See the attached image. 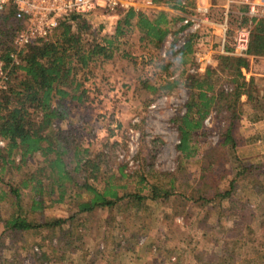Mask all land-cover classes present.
Returning a JSON list of instances; mask_svg holds the SVG:
<instances>
[{"label":"trees","instance_id":"16d2710c","mask_svg":"<svg viewBox=\"0 0 264 264\" xmlns=\"http://www.w3.org/2000/svg\"><path fill=\"white\" fill-rule=\"evenodd\" d=\"M181 1L150 0L156 6L183 13L186 11ZM187 5L193 7V2ZM243 8L247 10L246 6ZM117 11L110 35L101 36L98 31L88 34L91 13L71 14L60 21L47 39L21 49L13 45L20 23L14 19L13 11L0 13V64L7 77L0 88V141L4 144L0 147V206L5 207L4 216H0V245L27 242L28 237L38 236L41 264L61 263L67 252L76 249L75 231L79 226L85 229L84 224L97 211L132 210L134 214H145L150 202L169 203L175 209L186 202L210 207L217 202L228 203L230 213L242 220L246 219L245 211H249L244 205L237 206L233 195L238 191L235 181L260 169L237 162L233 133L246 108L250 109V122L264 118V73L245 80L231 69L223 77L217 69L207 67L200 75L183 73L170 79L167 71L171 64L160 65L166 76L158 86L146 84L145 88L170 92L182 87L187 92L183 110L170 119L177 132L176 169L172 173L152 167L129 172L126 164L116 165L109 150L92 152L77 141L69 125L71 109L88 101V84L92 80L95 85L96 68L114 58L130 59L123 48L124 39L130 34L138 35L143 47L158 49L173 25L181 21L180 16L164 10H155L150 15L132 8ZM242 19L243 23L252 24L247 55L264 57V18ZM209 36V28L189 34L176 52L182 58L179 63L185 67L191 56V62L195 61L196 49L201 45L207 47ZM11 54H15V60ZM238 64L245 67L241 58L237 59ZM242 97L246 99L244 102ZM208 117L213 118L220 142L203 151L210 162L207 168L200 166L197 178L209 182L207 191L211 194L196 198L188 195L196 179L188 175L187 166L191 161L201 164L204 160L199 139L209 132L204 127ZM232 153L233 161L229 156ZM221 161V166L228 162L231 170L225 191L218 184L228 177L227 172L220 174L214 168ZM5 172L12 175L7 181L3 180ZM14 174L20 177L14 178ZM263 174L264 171L260 175ZM65 203L75 207L67 218L43 216L47 208ZM236 209L238 213L234 212ZM248 231L255 235L250 228ZM243 237L239 231L218 256L211 254L205 264H264V241L255 248L245 243Z\"/></svg>","mask_w":264,"mask_h":264},{"label":"rangeland","instance_id":"374dc122","mask_svg":"<svg viewBox=\"0 0 264 264\" xmlns=\"http://www.w3.org/2000/svg\"><path fill=\"white\" fill-rule=\"evenodd\" d=\"M130 1L139 7V12L149 15L155 10H169L162 5L151 8L146 5L148 0ZM208 1L210 6L207 11L199 10L194 0L188 1L193 2V7L185 8L186 12L172 10L173 14L181 17V21L175 23L170 31L172 41L166 48L165 57L161 56L162 43L158 49L146 48L140 45L138 35L130 34L125 37L123 48L129 52L131 58H114L112 62L96 68L95 85H92V80L88 84V101L71 109L69 125L80 144L89 147L92 152L109 150L116 165L126 164L129 172L152 167L172 173L176 169L177 132L170 119L183 110L187 92L182 87L170 92H152L146 89V84L158 86L166 76L160 65L171 64L167 71L170 79L183 73L200 75L189 72L190 68L197 67L195 58L199 55L206 56L210 63L208 67L217 69L223 77L229 75V69L240 73L245 80L252 74L264 73V57L241 58L245 63L242 68L237 65L239 57L226 54L230 51L227 48H231L235 31H250L252 28L250 22L242 21L243 16L248 18L247 10L243 8L247 7L245 2L262 4L264 0ZM117 13L118 11L109 12L101 8L92 12L88 21V34L92 31H98L101 36L112 34L118 18ZM190 15L203 21L201 28H209V45L198 47L194 53L195 61L191 62V56L184 67L179 63L182 58L177 53L187 36L192 34L186 32V28L181 29L184 27L183 18ZM225 15L227 44L225 53H222L220 39ZM245 100V97L241 98V102ZM249 113L250 109L246 108L234 129L235 155L229 154L232 161L233 155L236 156L241 166L246 164L260 169L252 176L244 175L235 181L238 191L232 193L237 200V206L244 205L249 209L248 212L245 211L246 219H238L235 214L230 213L228 203L219 205L218 202L213 207L186 202L177 209L169 203L150 202L145 214H134L132 210L126 213L97 211L84 224L85 229L79 226L75 231L76 249L67 252L61 263L51 261L42 264H86L92 258V262L87 264H205L212 255H219L220 250L228 246L232 241L231 237L239 231L245 236V243L258 248L264 241V174L260 175L264 171V118L250 122ZM204 127L209 132L199 139L201 154L209 146L214 147L220 142V134L214 128L216 125L212 117L205 120ZM202 155L205 156L204 152ZM209 162L205 156L201 164L194 161L188 163L187 173L192 179H196V183L189 190V196H210L211 191H207L209 182L197 180L200 166L207 168ZM225 162V166H221L222 161L218 167L214 165L220 174L227 172L228 177L222 178L218 184L222 191L228 189L227 182L231 176L230 165ZM11 176L5 172L3 180L7 181ZM13 176L19 178L20 174ZM3 208L5 207L1 205L0 216L5 214ZM74 208L71 203L55 205L47 208L43 216L67 218ZM234 212L239 211L236 209ZM248 228L255 235L249 234ZM38 241L39 237L35 236L28 237L27 242L14 241L15 243L0 245V262L41 264L38 260L40 249L36 245ZM25 244L29 249L24 247ZM9 246L11 247L8 248ZM250 253L252 255L251 251Z\"/></svg>","mask_w":264,"mask_h":264},{"label":"built area","instance_id":"2783aa9c","mask_svg":"<svg viewBox=\"0 0 264 264\" xmlns=\"http://www.w3.org/2000/svg\"><path fill=\"white\" fill-rule=\"evenodd\" d=\"M188 1L182 0L181 6L187 8ZM247 5V14L249 18H264V3L245 2ZM146 5L151 8H157L150 0L146 1ZM109 12L116 10H127L129 8L140 11L139 7L131 3L130 0H0V13L13 11L14 19L20 23V28L16 30L13 45L17 49L29 45L39 39H47L53 34L61 20L68 18L71 14H89L98 9ZM223 25V33L220 39V51H226V31L227 20ZM203 21L194 15L183 18L182 26L186 32L195 33L201 26ZM172 38L170 33L162 42L161 56H166V48L170 46ZM249 42V31L246 29H238L235 31L233 41L231 43V56L245 58L247 57V49ZM13 60L16 59L15 54H11ZM197 67L190 68V73L202 74L206 67L210 65L206 56H198ZM6 74L2 73L0 64V88L6 84ZM4 144L0 141V147Z\"/></svg>","mask_w":264,"mask_h":264},{"label":"crops","instance_id":"0c3cea01","mask_svg":"<svg viewBox=\"0 0 264 264\" xmlns=\"http://www.w3.org/2000/svg\"><path fill=\"white\" fill-rule=\"evenodd\" d=\"M194 3L196 4V7L200 10H202V11H207L208 10V8H209V6H210V4H209V1L208 0H194ZM256 3H259V2H256ZM165 11V10H164ZM167 12H169L171 15H175V16H177L178 14H173L174 12H172V10H167ZM262 59H263V57H261ZM197 58H195V60H196ZM252 59H259V57L258 58H254V57H252ZM252 75H258V74H252Z\"/></svg>","mask_w":264,"mask_h":264}]
</instances>
